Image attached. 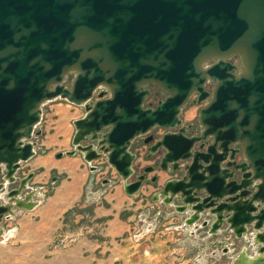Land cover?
<instances>
[{"label":"water","instance_id":"1","mask_svg":"<svg viewBox=\"0 0 264 264\" xmlns=\"http://www.w3.org/2000/svg\"><path fill=\"white\" fill-rule=\"evenodd\" d=\"M237 54L242 74L228 59ZM145 81L169 92L155 107L144 105ZM102 84L109 94L95 93ZM193 94L207 100L200 127L180 116ZM58 96L86 112L67 154L105 158L129 194L164 171L159 193L191 211L187 223L210 234L226 225L238 238L253 227L264 252V0H0V177L17 182L8 191L16 205L34 175L18 172L36 154L41 104ZM143 146L153 164L137 173ZM11 207L0 204V216Z\"/></svg>","mask_w":264,"mask_h":264},{"label":"rangeland","instance_id":"2","mask_svg":"<svg viewBox=\"0 0 264 264\" xmlns=\"http://www.w3.org/2000/svg\"><path fill=\"white\" fill-rule=\"evenodd\" d=\"M228 59L238 65L235 71L237 74L245 72V67L238 54L229 56ZM216 60V57L206 58L202 62V67L206 68ZM76 73V69L68 71L63 83L71 87ZM215 84V80L209 79L206 83V88L212 90ZM142 86L150 89V94L144 102L146 107H155L159 100L165 99L169 95L168 91L155 82L145 81ZM104 90H108L107 94H109V86L107 84L100 85L95 93L97 94ZM195 98L196 94H193L182 107L180 116L184 122L193 121L200 127V109L207 103V100L197 104L193 101ZM52 99L67 101L66 98L61 96ZM52 99H48L41 104L44 113L40 122L36 125L37 130L41 131L37 139L41 140L43 138L45 143L43 147L48 151L57 150L55 157L61 158L67 155L66 151L75 148L74 144H71V138L74 137L76 127L69 116L61 118V113H51L48 103ZM79 106L78 111L82 115L85 108L83 105ZM162 130L155 127L151 133L162 132ZM67 137L69 142L66 141L67 143L65 144H59L65 141ZM143 137L144 135H141L133 141V148ZM39 145L40 142L35 146L36 153L40 149ZM46 145L49 147L47 148ZM140 152L141 154H139L134 164L137 173L143 171L144 167L147 166L142 165V159L151 160L146 158V146H143ZM58 153L63 154L58 157ZM81 153V151L77 150L75 155ZM96 160L100 161V163H95V160L88 162L103 167L109 164L105 158ZM151 161V164H153V160ZM31 172L34 173L33 177L27 182L25 189L16 196V198L23 200V205H16L15 199L8 196V191L16 187L17 182L8 183L0 177V181L6 184L0 191V204L12 206L9 211L0 216V264H238L237 260L242 256L253 258L261 254L256 253L258 244L254 243L253 240L255 233L253 227H250L248 232L241 238L226 230V225L218 234H209L207 230L209 226H199V228L195 229V232L191 233L188 228L183 230L180 220L174 218L171 219L172 222H167V225L171 226V232L160 233L161 236L163 235L169 239L163 242L159 251L156 248H151L150 240L152 237L146 238L150 232L139 230L141 228L139 226L128 229L127 238L122 241L116 238L111 239L109 236L101 234L100 230L105 226L104 220L107 219V216H98L95 219H91L92 204L83 208L85 214L81 220L75 221L71 216L69 218L71 220L68 223L61 221L59 213L44 214L37 212L36 214H30L29 212L40 208L50 197L54 196L60 189L58 186L67 178L66 172H61L60 174L51 172L49 178L45 176V179L40 182L33 183L36 171ZM151 172H156L154 176L158 175V179L161 177V170L155 169ZM162 172L164 173V171ZM27 174H23L22 169L18 172L21 177ZM148 174L143 183L152 184ZM132 178H135V176ZM153 184L155 185L157 182ZM91 189H93V186ZM98 192L100 193L101 191ZM92 196L96 197L91 194V198H93ZM74 209L75 211L79 210L78 206H75ZM164 216H166L165 219L170 217L168 213L164 214ZM83 237L89 240L90 238H95L99 242H104L97 247L89 245L82 247L79 245V240ZM221 241H225V243H222V245L215 243ZM137 243L139 245L136 246ZM128 244H133V246L129 248ZM244 247L247 248V252L240 251ZM146 250L149 251L148 254H145Z\"/></svg>","mask_w":264,"mask_h":264},{"label":"crops","instance_id":"3","mask_svg":"<svg viewBox=\"0 0 264 264\" xmlns=\"http://www.w3.org/2000/svg\"><path fill=\"white\" fill-rule=\"evenodd\" d=\"M48 104L51 113H61V118L69 116L74 121L85 115V110L80 115L78 111V107L80 106L68 100L56 101L52 99L49 100ZM43 113L44 111H42V116ZM68 139V137L65 138V141L59 144L69 142ZM71 139V144L73 145V138ZM36 140L40 142V149L36 155L22 164V173L36 171L33 183L40 182L42 179H45V176L49 178L51 172L53 174L66 172L67 178L58 186L60 189L54 196L50 197L40 208L29 212L30 214H36L37 212L44 214L59 213L61 221L68 223L71 220H69L71 216L75 221L81 220L85 214L83 208L92 204L91 219H95L98 216H107V219L104 220L105 226L100 230L101 234L109 236L111 239L116 238L122 241L127 238L128 229L130 230L139 226L141 227L139 230L142 229L141 231L143 232H150L146 238L151 236V248H156L159 251L163 242L169 239L163 235L161 236L160 233L171 232V226L167 225V222H172L171 219L176 218L180 220L181 228L183 230L184 228H188L191 233L195 232V229L199 228V226L202 227L200 222L187 223V217H189L191 211H177L174 204L167 203L164 196L160 195L159 189L169 178V174L161 171V177L153 181L152 179L156 172H151L148 175L152 184L143 183L139 191L129 194L125 190L123 178L111 165L106 164L104 167L96 165L95 163H100L98 160H95V163H90L85 160L83 153L77 155L67 154L61 158H57L55 157L57 150H46L43 147V144L45 145L43 138L41 140L36 138ZM46 147L48 148L49 146L46 145ZM151 163V160L142 159L143 166ZM155 182L157 184L154 185L153 183ZM92 186L93 189H91ZM98 191L101 192L99 193ZM91 194L94 196L98 195L91 198ZM75 206H78L79 210L75 211ZM166 213H168V216L170 215L167 219L164 216ZM207 230L209 233L208 228ZM79 242V245L82 247L84 245L97 247L101 246V243L104 241L99 242L95 238H90L89 240L83 237ZM131 246L133 244L129 245V248ZM227 248L229 249V247ZM246 249L244 247L242 250ZM148 253L149 251L146 250L145 254Z\"/></svg>","mask_w":264,"mask_h":264},{"label":"bare ground","instance_id":"4","mask_svg":"<svg viewBox=\"0 0 264 264\" xmlns=\"http://www.w3.org/2000/svg\"><path fill=\"white\" fill-rule=\"evenodd\" d=\"M240 57L243 55L239 54ZM216 57L221 58V55H216ZM1 215V214H0ZM259 240V236L257 237ZM238 264H264V252L260 255L254 256L253 258H249L248 256H242L240 259L237 260Z\"/></svg>","mask_w":264,"mask_h":264},{"label":"built area","instance_id":"5","mask_svg":"<svg viewBox=\"0 0 264 264\" xmlns=\"http://www.w3.org/2000/svg\"><path fill=\"white\" fill-rule=\"evenodd\" d=\"M35 130L37 131V128H36V126H35ZM35 140H36V138H35Z\"/></svg>","mask_w":264,"mask_h":264},{"label":"flooded vegetation","instance_id":"6","mask_svg":"<svg viewBox=\"0 0 264 264\" xmlns=\"http://www.w3.org/2000/svg\"><path fill=\"white\" fill-rule=\"evenodd\" d=\"M35 138H37V137H35Z\"/></svg>","mask_w":264,"mask_h":264}]
</instances>
